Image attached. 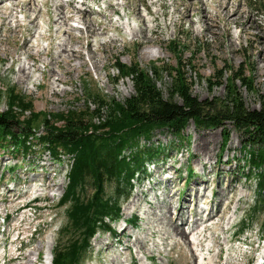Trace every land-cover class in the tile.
Here are the masks:
<instances>
[{"label":"rangeland","instance_id":"1","mask_svg":"<svg viewBox=\"0 0 264 264\" xmlns=\"http://www.w3.org/2000/svg\"><path fill=\"white\" fill-rule=\"evenodd\" d=\"M60 2L68 16L80 7L85 20L95 25V34L88 37L83 24L75 20L54 24ZM0 8L18 20L17 25L15 19L0 21V112L7 108L6 86L30 97L36 112L86 105L93 109L87 94L95 88L106 100L123 102L133 87L129 78H118L113 68L117 60L137 62L164 97L169 96L170 72L178 57L191 93L200 100L225 98L228 73L215 77L224 67L249 74L254 90L239 88L246 107L258 108L264 95V0H3ZM37 11L33 27L29 20ZM72 25L79 28L70 38L66 30ZM146 26L154 27L155 33L145 31ZM137 29L148 43L136 36ZM26 38L35 49H50L54 57L64 39L79 48L83 58H75L74 70L67 73L65 60L55 63L44 55L27 60L20 50ZM178 45L180 54L174 51ZM89 47L95 53L93 60ZM24 62L27 78L18 72ZM57 77L62 81H54ZM101 114L103 118L104 109ZM224 126V130L206 129L189 120L180 137L155 130L150 142L164 149L162 160H147L145 173L138 172L132 180L133 188L121 183L120 216L106 219L111 230L98 228L80 264H196L191 244L172 245L178 241L173 226L184 222L182 228L192 232L189 237H196L206 225L202 218L207 208L220 210L203 233L204 243L212 246L211 252L204 250L208 258L213 257L207 264H264V207L255 201V179H247L243 172L242 134L229 121ZM225 131L230 136L223 147ZM70 163L68 155L55 160L39 145L26 155L11 147L0 149V264H23L31 252L33 264H51L52 251L67 238L62 229L68 203H58L68 183ZM91 182L88 177L83 192L88 197L94 190ZM42 183L46 184L40 188L43 191ZM115 189L114 179L105 182L106 196L115 197Z\"/></svg>","mask_w":264,"mask_h":264},{"label":"trees","instance_id":"2","mask_svg":"<svg viewBox=\"0 0 264 264\" xmlns=\"http://www.w3.org/2000/svg\"><path fill=\"white\" fill-rule=\"evenodd\" d=\"M178 47L176 54H180ZM181 67L178 57L176 68L170 72L169 96L164 97L149 72L137 62L117 60L113 68L119 79L131 80L133 93L119 102L106 100L95 88L87 94L95 104L93 109L86 105L54 113L36 112L30 97L12 86L5 87L7 108L0 112V149L11 147L26 155L39 145L55 160L63 155L71 158L68 183L58 203H68L67 224L62 229L67 238L52 251L51 264L82 262L98 228L111 230L106 219L113 221L120 216L121 183L133 188L137 173L146 171L145 162L160 160L164 155L159 144L150 142L153 132L167 130L180 137L189 120L196 127L222 130L229 121L241 132L240 149L246 164L243 172L246 170L247 179H255V201L264 207V95H260L258 108L246 107L239 88L254 90L249 74L238 67H224L215 77L228 73L225 98L200 100L191 93ZM102 109L106 112L103 118ZM39 127L41 133H37ZM229 136L230 131L223 133V147ZM141 139L145 140L143 144ZM88 177L94 188L89 197L83 195ZM111 179L116 181L115 197L105 194V182Z\"/></svg>","mask_w":264,"mask_h":264},{"label":"bare ground","instance_id":"3","mask_svg":"<svg viewBox=\"0 0 264 264\" xmlns=\"http://www.w3.org/2000/svg\"><path fill=\"white\" fill-rule=\"evenodd\" d=\"M2 2H3V0H0V5L2 4ZM65 7H66V5H64V3H62V2L56 4L55 10H57V12H55L56 18L54 20V24L68 25L69 20H73V21L75 20V21H78L79 23L83 24V29L86 31L88 37L95 34V32H96L95 25L92 23H88L87 20H85V15L82 12V9L80 7H77V6L74 7L73 15H69V16L66 13ZM23 12H25V11H23ZM38 13H39V11H37L35 16L29 20L31 26H33V27L36 25V19H37ZM137 15L139 16L138 13H137ZM230 15H234V13H232ZM74 16H76V18H74ZM7 18H10V20L15 19L14 15L11 13V11H4V10L1 11V8H0V21H2V23H4V22H6ZM15 23H16V25L18 24L17 19H15ZM16 25H15V27H16ZM76 28H79V26L76 27V26L72 25V26L67 28L66 32L70 36V38H71L72 32ZM12 31L14 32L15 30L13 29ZM145 31H149L153 34L155 33L154 27L150 28V27L146 26ZM135 32H136V36L142 37V39L148 43V39L143 34L142 30L137 29ZM33 37H35V36H33ZM30 40L26 38L24 40L22 46L20 47L21 52H23V54L25 55V58L27 60L35 61L38 57H40V55H44L47 58H51V60H53L55 63H60V62H62V60H65V63L68 65V68L65 70V72L67 73V72H71L72 70H74L73 66L71 65V62L75 58H77V59L83 58L82 52L79 50V48H76L73 45H68L64 39H61L58 42L57 46L60 48V50L55 57L51 55L50 49H48V48H45V50H42L43 52L40 51L39 49H35V46L30 44ZM263 41H264V39H263ZM109 42L112 43V42H114V40L110 39ZM6 52L13 54L9 50H6ZM88 54H89V58L91 60L95 59V53H94V51H92L90 49V47H89ZM145 54L156 55L155 52H152V51H147ZM261 57H262V60L264 61V51L263 50L261 53ZM93 65H94L95 69H98L97 62H94ZM26 69H28V67H26L25 62L23 64H20V66L18 68V72H19V75L21 78H27L28 77V72H26ZM54 81L60 82L62 80L59 77H57ZM130 90H131V87L129 86V91ZM205 150L206 149L204 148L203 151H205ZM42 186H46V184L45 183L39 184V189ZM40 190L43 191V189H40ZM169 210H170V208H169ZM209 210H210L209 208L205 209V211H206L205 215L206 216L205 215H204L205 217L202 216L203 217L202 222L206 223V225H204L202 228H200V230L196 234L197 235L196 237H193V236L191 238L189 237L192 232H188V231L184 230V228H182L184 222L181 225L173 226V233L175 235L174 237L178 238V241L175 240L172 243V245L177 246L178 242H180V241H183L184 243L187 242L188 245L191 244L190 245V247L192 248L191 254L197 255V257H198V261L196 262V264H207V263H211L213 261V259H212L213 257L208 258L206 256L207 253H204V250L209 252L211 250L212 246L210 244L204 243L207 239L204 240L206 237V234H203V233L206 231V229L210 228L211 223H209V222H213L216 219V217L219 215L220 210H217V212H212ZM179 215H182V214H179ZM194 252H195V254H194ZM32 254H33L32 252L28 254L27 257H28L29 261H27L23 264H33V260L31 259Z\"/></svg>","mask_w":264,"mask_h":264}]
</instances>
